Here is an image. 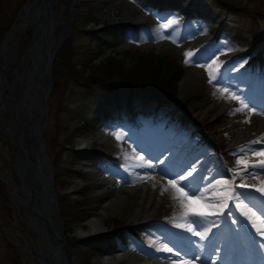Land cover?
Returning a JSON list of instances; mask_svg holds the SVG:
<instances>
[{
	"label": "rangeland",
	"instance_id": "374dc122",
	"mask_svg": "<svg viewBox=\"0 0 264 264\" xmlns=\"http://www.w3.org/2000/svg\"><path fill=\"white\" fill-rule=\"evenodd\" d=\"M18 1L19 0H1L0 28L6 29L9 25L10 26L3 35L0 34V44L8 31H10L16 18L21 15L20 10L24 4L17 9ZM54 1L55 0H53V3ZM80 1L86 0H72V15L68 17L67 0H57L54 12V20L59 22L60 29L57 32V37L62 36L69 25L72 28L76 11L75 7ZM88 8L91 9L93 22H85V29L87 30L105 28L108 25L117 23L131 26L126 36H124L115 47L110 49L112 53L118 54L119 57L126 58L127 62H131L132 56L136 53H154L156 55L167 53L171 61L181 63L182 61L185 62L184 53L186 51H193L195 54L189 58L191 62L188 63L189 65L187 67L197 72V84L200 90L197 92H188L183 95L179 88V81L178 97L180 100L186 102V110L192 117L190 126L183 129L179 127L178 118L176 116L173 119H168L166 111H163L164 113L156 112L153 114V119L149 118L150 120H147L136 110L130 111L128 108L124 107L117 108L112 106L110 104L112 101L109 100H107L109 102L96 100L95 97L108 96L109 94L103 92L95 83H77L72 77L68 78L67 81L66 78L69 74L63 67L57 64V78L61 81V85L57 92L53 93L52 90L50 92L48 98V123L43 132V139L46 149L48 148L47 152L49 158L50 160L57 159V164L60 166L58 169V178L67 181L64 185L54 183L55 189L59 190V192H57V200L58 195H65L69 199L77 201L81 199L80 197H83L87 202L86 212L89 216L95 205V192L97 188L102 186L98 180L91 178L89 170L99 168L104 172H111L110 174L113 180H116L114 183L118 184V182H120L128 184L132 176L140 177L142 175H152L151 171H144L141 166V161L138 158L144 156L143 160L145 159V162H149V159L146 158L149 154L156 155L157 162L165 165L176 174V176L174 174L164 177V182L168 183L169 180L173 179L179 180L180 175H186L183 170L181 171V169H178L182 166L183 161L188 162L192 155L189 152L178 157L172 155L173 151L169 149L170 147L174 148L176 143H185L193 149H196L199 154L214 151L221 157L238 156L253 149L251 143H243L225 150L226 152H224L226 154H222L217 150L218 145L214 138L208 134L211 128L219 125L224 117L233 112V107L228 106L230 109L227 107L223 115L221 114L214 118V120L211 121L213 123L209 122L210 124L200 121L192 111V107L195 104L204 103L207 98L214 96V94L227 97L229 93L235 94L244 103L251 101L253 103L257 102L260 105L264 104V89L260 88L256 90L253 88L251 85V80L254 82L251 78L252 71H248V68L253 66V62H255L253 68L258 70L261 66V61H264V0H152L151 2H144L142 0H91ZM15 11L16 13L14 16L13 13ZM80 13H82L81 7L78 8L76 14ZM12 18L13 21L11 22ZM81 20L83 19L81 18ZM168 21H175V23L168 28L161 27L167 24ZM216 22H222L221 28L217 32L213 30ZM32 26L33 25L30 24L29 21H23L21 24L22 28H18L16 35L11 39V32L7 38L6 48L9 47L12 49L10 51V58L13 59L17 57L14 68L19 64L20 57L25 55L27 45L32 38ZM70 35L71 33L68 34L66 38ZM92 37L96 38L95 35L86 33L85 30H81V27H79L73 35L72 42L74 46L76 45V47H78V50H81L80 47L88 43L90 39H93ZM208 40H215L213 48L210 49L211 57L209 58L206 57L209 52L199 53L200 48L198 46L200 43L207 42ZM222 53H225L227 56L236 53L239 58L237 57L227 70L221 67L226 63V60L220 61L218 63V70L217 66L213 68L216 79L213 80L212 83H209L208 72L203 65H208L212 59ZM3 54L4 53H2V55ZM81 56L80 53L78 55L76 54L75 59L80 61L82 60ZM221 56L224 58V55ZM251 59L254 60L252 63H250ZM54 62L55 59L53 64ZM243 64H249L245 73L240 70ZM3 73V69L0 66V76H2ZM21 74L22 73H19L18 75L21 76ZM87 74H89V71L85 70L84 76ZM184 76L185 78L187 77L186 71H184L182 78ZM182 78L180 80H182ZM11 84L10 89L12 92L19 90L18 79L12 80ZM225 88L228 89V92L222 94L220 90ZM211 90H213V93ZM19 97L21 98V95ZM232 100L241 104L238 100ZM97 101L109 104L108 107L104 108L109 113V116L103 117L100 115L98 108H96ZM8 112H10V110ZM132 112L136 114L134 119L126 120ZM84 118H96L97 121L99 120V124L75 136L73 129L78 126V123H81L80 119L84 122ZM163 125H167V127L163 128ZM219 130L220 127H218L216 131ZM90 134L91 142L96 141L97 145L100 147L99 151H103L106 154L103 158L104 162L96 165L89 164L88 166L73 164V167L74 165L77 167V171L75 173L64 174L66 172L64 167L68 163L67 161L75 154L67 144L72 143L73 147L76 149L80 146L78 141L81 136L84 135L89 138ZM117 134H119L120 139H117ZM52 138H57L59 143L64 145L61 146L56 153L49 149V143L52 142ZM130 140H134V142H131L133 150L135 145L142 143L143 148L145 147V149H143L144 153L137 151L127 152L123 147V141L128 142ZM152 140L158 142L161 146L148 143V141ZM257 147V150L255 149L256 152L264 150V145H258ZM242 148L244 151H241ZM184 156L187 157L186 160H184ZM13 158V150L2 136L0 138V172L4 173L16 184L18 191L17 195L19 196V188L14 174ZM257 158V161L261 159L258 156ZM223 163L224 162L215 163L216 171H214L213 175L201 172L200 176L194 179L188 177L177 186L183 187V185L188 184L198 187L200 192H203L206 188H209V186L215 185L218 180H229L233 182L232 188L235 191V180L232 175L221 171V169L226 167V164ZM258 168L260 167H255V169ZM78 181L82 182L78 183ZM0 182L3 185V189L6 191L10 201L9 205L11 206V209L7 210L0 202V264H10L12 254L8 244L20 249L24 263L42 264L34 256L33 251H36L35 240L30 235V228L27 227L26 223L23 221V217L27 215V212L18 201H13V190L9 189L7 183L1 176ZM83 186L86 188L80 192V188ZM184 191L187 192L188 188L185 187ZM215 191L218 193L223 192L224 187L218 186ZM212 193L213 191H209L207 197ZM189 195H191V193H189ZM197 196H199V192ZM245 197L243 198L244 204H247L249 207L255 206L253 207L254 211L257 209H264V201L254 198L256 200L254 204L252 201V194L248 192ZM212 202H214L212 199L201 200L200 204H193L192 207L211 212L214 211V209H204L202 205ZM173 204L174 203L164 210L157 209L156 213H154L151 216L152 218H149L148 221L153 222L161 218L163 222L167 224L171 223V225H173L172 227H175L177 223H185L183 219H174L182 217L183 212L181 208L178 207V204ZM230 210L231 215H229ZM120 214L121 213L109 214L103 219L104 227L106 225L107 231L103 232L100 236L102 243L115 240L116 237L114 234L110 233L109 230L113 227L116 219H124L125 225L129 224V226L130 224L138 223V221L129 220L127 214ZM237 214H240V211L235 208L234 202L229 200L228 207L223 208L221 214L208 216L204 221L203 228H196V225H193L197 231H203L204 228L210 227V231L207 232V236L203 240H200L197 236H193L184 228L175 227V230L170 231L161 224L156 223L158 225L153 226L155 230L148 228L145 230L139 229V233L137 232L138 237L143 241L145 240L144 242L148 245V248L143 249V246L137 243L135 247L141 250L143 255L146 256H151L156 253H166V251L158 250L165 246L171 248L172 251L169 252L167 257L170 258L171 262L173 261L174 264H184V261H189L190 264H203L201 262L202 259L206 262L214 263L220 259L219 257L222 256L221 252L223 253L229 245L238 244L243 235L242 230L252 229L251 223L248 222L244 216H242L243 221H239L236 217ZM85 217L83 220H85ZM233 221H235V223H233ZM78 223H81V221L70 227L72 233H66L63 224L65 239L71 236L77 239L85 237H81L77 231H75V226ZM128 228L130 231L134 230L133 228ZM218 228H223V230L220 231ZM232 228L234 229V236L230 238V231ZM127 231L126 228H121L118 233L122 236L126 234ZM147 236L152 237L150 240H146ZM185 238H191L190 245L182 243ZM72 243L75 246H81L79 243ZM113 243L115 244V241ZM193 244L200 247L199 255H194L191 252L190 249L193 247ZM201 244L202 246H200ZM74 245L71 246L70 251L68 250L70 264L83 263V249L77 248ZM211 248H217L218 252H210L209 250ZM111 249L110 252L114 249L123 250L124 248L117 244L116 247H112ZM101 255L97 256V254H95L94 257L90 259V263L97 264L98 257ZM259 258L260 256L257 253H251L249 259L246 260V256H244L240 260L242 262L241 264H264V258H262L263 260H258ZM232 260L233 256H228L227 261L222 263L233 264L230 262ZM146 262L149 264H157V262L153 261ZM122 263L133 264L128 262V259H125L119 264Z\"/></svg>",
	"mask_w": 264,
	"mask_h": 264
},
{
	"label": "bare ground",
	"instance_id": "6f19581e",
	"mask_svg": "<svg viewBox=\"0 0 264 264\" xmlns=\"http://www.w3.org/2000/svg\"><path fill=\"white\" fill-rule=\"evenodd\" d=\"M70 3H72V0H70ZM53 11L55 12V5L53 4V0H34L32 3L27 5L25 10L22 11V14L19 17L16 25L11 30L12 33L10 32V38L12 39L16 35V31L18 30V28L21 27L23 21L25 22L27 20L30 24L34 25L35 43L33 47L35 46V49H33L30 53V59H32V55L33 53H35L37 60L42 47L44 46V44H46L45 42H50V44H53L54 39H56L57 37V32L58 30H60L59 22L54 20ZM69 16L70 11L68 17ZM11 50L12 49L9 47L6 48L5 45L2 52L4 54L0 57V66L2 67L4 72L3 75H6L7 81H9L10 86L12 85V80L18 79L19 86L21 85V89H24L28 67L27 57L24 56L21 64L19 65L18 74L22 72L21 76H19L14 72L15 68H13L14 66L10 58ZM10 67L11 69H9ZM186 74L187 77L185 78L184 76L180 81L181 94L184 95L188 92L199 91L200 87L197 84V72L192 68H188ZM1 80L2 76H0V82ZM212 91L213 90H211V92ZM21 93L22 92H19L16 97L18 98L17 104L19 106L22 103L21 98L19 97ZM244 104L247 105V108H243L241 111H236L237 108H242L241 104H238L230 98H225L223 96L214 94V96L207 98L204 103L195 104L192 107V111L200 121L209 123L214 120V118L220 116L221 114L223 115L228 106L233 107V112L228 114V116L225 115L226 117L222 119L221 123L216 127L211 128L208 134L209 136L211 135L214 138L218 145L217 150L222 154H226L225 150L241 145L243 143H251L253 146V149L251 151L242 153L238 156L221 157L214 151L199 154L196 149H193L191 146L185 143H176L175 147H170L169 150L173 151L172 155H175V157L183 156L188 152L191 153V159H189L188 162L183 161L182 166L178 169H181V171L183 170L185 172V175L187 176V173L195 168V171L193 172V175L192 177H190V179H194L200 176L201 172L210 173L213 175L214 171H216L215 163L224 162L226 164V167L221 169V171L232 175L233 179L235 180L236 193L247 194V192H249L251 194H254V197L252 196V199L256 198L259 200H264V195H262L260 192L255 191V189L252 187L253 184H256L258 187L264 186L259 184V181L264 180V168H248L247 172H244V166L242 165L240 166L238 171L242 172L243 176H233V169L237 168V159L247 157L249 163L257 162V156H253L252 153L256 152L255 149L258 148V145H264V113L256 103L248 101ZM229 107L228 109H230ZM218 127H220V130L216 131ZM253 141L259 142L253 143ZM78 142L80 146H86L89 144L90 140L83 135ZM131 142H134V140H130L128 142L123 141V147L127 152H143V149H145V147L143 148L142 143H139L135 145L133 150ZM148 143L161 146V144L153 140L148 141ZM146 158L149 159V162H145V159L142 161L140 160L141 166L144 171H151L152 175H142L140 177L132 176L128 184L120 182H118V184L114 183V181L116 180H113L112 175L110 174L111 172H104L99 168L89 170L91 178L98 180V182L101 183L102 186L97 188L95 192V205L93 206L91 215H87L85 217V220L81 221V223H78L75 226V231H77L80 236L100 232L104 228L103 219L106 218V216L109 214H127L128 219L131 221H140L142 219L148 220L149 218H152L151 216L156 213L157 209L164 210L168 208L172 203L177 204L176 201H173L171 199V186L168 185L167 182H164V177L174 175V171L169 170L165 165L157 162L156 155L149 154L148 156H146ZM186 159L187 157L184 156V160ZM147 164H152L153 167L149 168L146 166ZM248 173H254L255 175L249 176ZM177 181H179V183L181 184L180 180ZM81 182L82 181H78V183ZM154 184L155 187H153ZM164 186H167L169 190L165 192L164 195H161V188ZM208 199L214 200L213 193L208 197ZM251 233L256 236L254 242L258 244L257 254L260 256L258 260H261L262 258H264V247L261 246L262 244H264V240L261 239L254 228ZM190 239L185 238L182 243L190 245ZM202 244L200 246H202ZM190 250L194 255L200 254V247L198 245L195 246L193 244V247H191ZM168 255L169 252L156 253L151 256H145L144 258L136 257L134 255H128L126 252L118 250L112 252L111 254L98 257L99 259L97 261V264H119L125 259H128V262L130 263H136L140 260L145 259L146 261H156L157 264H174L173 261L171 262L170 258L167 257ZM255 258L257 259L256 256ZM201 262L203 264H211L204 261L203 259L201 260Z\"/></svg>",
	"mask_w": 264,
	"mask_h": 264
},
{
	"label": "trees",
	"instance_id": "16d2710c",
	"mask_svg": "<svg viewBox=\"0 0 264 264\" xmlns=\"http://www.w3.org/2000/svg\"><path fill=\"white\" fill-rule=\"evenodd\" d=\"M25 1L26 0H19L17 9L23 5ZM90 1L91 0L80 1L75 7L76 11L73 19L74 24L72 26V33L63 41L58 49L53 64L52 92H57L61 85V81L57 78L56 71V66L59 64V66L63 67L69 74L66 80L72 77L77 83H95L103 92L109 94L108 96L104 95L103 97H95L96 100H103L106 102L112 101V103H110L112 106L117 108H128L130 111L136 110L145 118L153 119V114L156 112H172L178 117L181 128L189 127L192 117L186 110V102L180 100L178 97V82L184 75L188 63L183 61L181 63L171 61L167 53L162 55H156L154 53H136L132 56L131 62H127L126 58L119 57L118 54L112 53L110 49L115 47L118 42L126 36L131 26L117 23L114 25H108L105 28L93 30L85 29L86 21L93 22L91 9L88 8ZM79 7L82 9V13L76 14ZM15 13L16 11L13 15ZM81 18L83 20H81ZM12 21L13 18L11 19V22ZM221 25L222 22L215 23L213 30L217 31L221 28ZM8 27L6 29L0 28V34L3 35ZM79 27H81V30H85L86 33L96 36V38L92 37L93 39H90L88 43L81 46V50H78V47H76V45L74 46L72 42L73 35ZM199 48V53H205L208 51L209 53L207 57H211L210 49L213 48V44L202 42L199 45ZM79 53L82 55V60L80 61L75 59V55H78ZM233 57H235V55L229 57L225 56V58L217 55L212 59V61H216V64L212 65V68L216 67L220 61L228 60V62L224 63L221 67L229 69L234 62V60H231ZM212 61L209 64H212ZM253 61L254 60L251 59L250 63ZM254 64L255 62H253V65ZM248 66L249 64H243L241 69L245 70ZM85 70L89 71V74L86 76H84ZM250 70L252 71L253 76H260L264 83V62H261V66L258 70L254 69L253 66L248 68V71ZM108 106V103L103 102H98L96 104V108H98L100 115L103 117L109 116V113L104 109ZM132 116H135V113L132 112L127 119ZM96 118H84V122L80 119L81 123H78V126L73 129L74 135H79L91 127H96L99 124V120L97 121ZM61 146L64 145L59 143L57 138H52V142L49 143V149L53 150L54 153L58 152ZM67 146L70 147L75 154L67 161L68 163L64 167L66 171L64 174L75 173L77 171L75 165L88 166L89 164L96 165L104 162L103 158L106 154L104 152H99L100 147L96 142L92 143L88 149L83 150L75 149L72 143L67 144ZM51 162L53 166L54 183L66 184V180H60L58 178V169L60 166L57 164V159H53ZM73 164H75L74 167ZM85 188V186L81 187L80 192ZM80 198L81 199L77 201L69 199L65 195H58L60 217L63 220L66 233H72L70 227L73 224L82 221L87 215V202L83 197ZM0 202L5 208H7V210L11 209V206L9 205L10 201L1 182ZM163 225L168 229L172 228L166 224ZM121 228H126L130 235L138 238V231H130L129 228H127V225H125L124 219L118 218L114 221L113 227L110 229V233L114 234L116 237L115 240L102 243V240L100 239L101 235L90 236L86 239H77L71 236L66 238L68 250L70 251L71 246L74 245L72 242L81 244L80 247L74 245L77 248L83 249V263L80 264H91L90 259L93 258L95 254L98 256L103 253H109L110 249L116 247L117 244L128 247L131 245L132 242L129 240L130 237L127 235L121 236V234L118 233ZM135 229L145 230L148 229V225L145 224L137 228L135 227ZM30 235L35 240V236L31 231ZM147 239L150 240V236H147L146 240ZM114 241L116 245L113 243ZM8 246L11 248L12 254L10 264H26L22 260L20 249L13 247L11 244H8Z\"/></svg>",
	"mask_w": 264,
	"mask_h": 264
},
{
	"label": "water",
	"instance_id": "95a60500",
	"mask_svg": "<svg viewBox=\"0 0 264 264\" xmlns=\"http://www.w3.org/2000/svg\"><path fill=\"white\" fill-rule=\"evenodd\" d=\"M33 1L26 0L20 10L21 14ZM56 2L57 0L53 4L55 5ZM67 3L71 16L72 3L70 0H67ZM20 16L16 18L0 44V57L6 45V39ZM70 31L69 25L62 36L54 39L53 44L45 42L36 60L35 53L30 59V53L35 49L33 25L32 38L27 45L25 55L20 57L19 64L14 69V72L18 74L23 57H27L25 88L21 89L20 85L17 92H12L10 83L3 74L0 82V110L1 106L10 109V113L1 114L0 138L3 136L13 150L14 174L20 195H17L16 184L11 179L2 172L0 176L9 189L13 190V201H18L28 213L23 217V221L35 236L36 251L33 253L42 264H70L63 223L59 217L57 200L59 190L54 186L53 168L43 140V132L48 123V98L53 85V61ZM16 58L11 59L13 66ZM187 69L188 67L185 71ZM19 92H22L20 106L16 98Z\"/></svg>",
	"mask_w": 264,
	"mask_h": 264
},
{
	"label": "snow or ice",
	"instance_id": "6c2138e0",
	"mask_svg": "<svg viewBox=\"0 0 264 264\" xmlns=\"http://www.w3.org/2000/svg\"><path fill=\"white\" fill-rule=\"evenodd\" d=\"M175 21H168L167 24L162 25L163 28H168L172 24H174ZM175 42V41H173ZM195 53L193 51H186L184 53L185 57V63H190V57H192ZM216 64V61L213 60L212 64L203 65L205 67V70L208 72L209 76V83H212L213 80L216 79V76L214 74L212 65ZM219 68V65H217V70ZM221 93L228 92V89H221ZM225 98H231L238 100L242 108H237L236 111H241L243 108H247V105L244 104L242 100L235 94L229 93L227 97ZM117 139H120L119 134H117ZM259 141H253V143H257ZM241 151H244L242 148ZM253 156H258L261 159L255 163H249L247 157L245 158H239L236 161L237 168L233 169V176H243V173L238 171L241 165L244 166V172H247L248 168H255V167H262L264 168V150L259 152H253ZM139 159L142 161L143 157H139ZM147 167L151 168L153 167L152 164H147ZM195 171V168L192 169V171H189L187 173V176L180 175L179 180L184 181L188 177H192L193 172ZM249 176H254V173H248ZM232 181L229 180H218L216 181L215 185L209 186V188H206L203 192H200L198 187L190 186L188 184L183 185V187H178L179 181L173 179L168 181V185L172 188V194L171 199L173 201H176L178 204V207L181 208L183 215L182 217L174 218V219H183L185 223H177V228H184L187 232L191 233L193 236L199 237L200 240H203L207 236V232L210 231V227L204 228L203 231H197L196 228H203L204 227V221L208 218L210 215L215 214H221L223 208L228 207V201L231 200L235 204V208L240 211V214L246 218L248 222L251 223L252 228L255 229L256 233L261 237L262 240H264V209H257L256 211L253 210V207H249L247 204H244V202L240 199L241 195L247 196V194L243 193H236L232 188ZM260 185H264V180L259 181ZM218 186H223L224 191L217 193L215 191ZM244 186V185H241ZM155 187V184L153 185ZM187 187L188 191H184V188ZM252 187L255 189V191L260 192L262 195H264V186L258 187L256 184H253ZM169 189L167 186H164L161 188V195H164L165 192H167ZM209 191H213V197L214 202L212 203H204L202 205V208L204 209H214V211H205L200 210L199 208L192 207L193 204H200L201 200H207V193ZM199 192V196H197V193ZM191 193V195H189ZM195 198V199H194ZM229 215H231V210L229 211ZM235 223V221H233ZM193 225H196V228L193 227ZM264 247V244L261 245ZM160 251H166L171 252V248H167L166 246L158 249ZM184 264H190L189 261H184Z\"/></svg>",
	"mask_w": 264,
	"mask_h": 264
},
{
	"label": "flooded vegetation",
	"instance_id": "af4514ba",
	"mask_svg": "<svg viewBox=\"0 0 264 264\" xmlns=\"http://www.w3.org/2000/svg\"><path fill=\"white\" fill-rule=\"evenodd\" d=\"M3 112H5V113L8 112V109L4 108V106L1 107V110H0V122H2V116H1V114H2Z\"/></svg>",
	"mask_w": 264,
	"mask_h": 264
}]
</instances>
